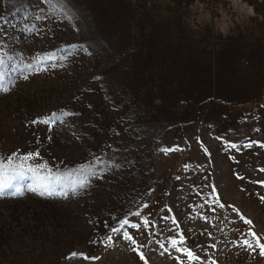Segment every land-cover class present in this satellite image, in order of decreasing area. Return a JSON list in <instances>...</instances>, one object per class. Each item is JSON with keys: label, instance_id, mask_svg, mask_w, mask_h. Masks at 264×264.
I'll use <instances>...</instances> for the list:
<instances>
[{"label": "rangeland", "instance_id": "rangeland-1", "mask_svg": "<svg viewBox=\"0 0 264 264\" xmlns=\"http://www.w3.org/2000/svg\"><path fill=\"white\" fill-rule=\"evenodd\" d=\"M67 8L72 20L45 0H0V52L11 57L0 158L23 163L20 183L31 187L96 157L120 167L67 197L0 198V264H264L258 248L239 243L255 247L249 229L264 243V0H68ZM70 45L82 48L58 53L63 67L28 79L12 71ZM60 111L72 115L51 131L30 123ZM125 217L135 244L110 232Z\"/></svg>", "mask_w": 264, "mask_h": 264}, {"label": "snow or ice", "instance_id": "snow-or-ice-1", "mask_svg": "<svg viewBox=\"0 0 264 264\" xmlns=\"http://www.w3.org/2000/svg\"><path fill=\"white\" fill-rule=\"evenodd\" d=\"M45 2L50 6V9L52 11H56L57 9L64 14V18L72 20V15L69 13V10L67 8L68 0H45ZM36 19H43L42 16L36 15ZM27 31H34V26L32 28H28L26 26ZM3 47V42L0 41V48ZM82 48L81 45H70L67 48H60L56 49L52 52L45 53V54H38L36 57L33 58V63H28L22 65L21 68H13L12 71H21V75H23L24 79H28L29 75L34 72H40V71H46L49 67L55 68V67H63V64H56L54 61L57 59H67L66 56H58V53L68 51L70 54L71 49H79ZM87 51V49H84ZM11 59V57H8L5 53L0 52V92H8L10 90L9 88V82L7 80L8 73L5 71L6 68H8V61ZM27 72L28 74H25ZM72 115L70 112L66 111H60V112H53L50 115L44 116V117H37L35 120L31 121L30 123L33 125L36 124H44L47 125L49 128V131L52 130L53 125L56 123H62L64 121V118L67 116ZM251 146V144L246 145ZM264 146V145H262ZM229 147L238 149L239 146L236 144H230ZM171 149L162 148L161 151L167 153ZM39 153H29L23 157H17V159L26 162L29 159H33L35 156H38ZM13 156L15 157L16 154L13 153ZM100 164L104 167L101 168L99 171L96 170V165ZM111 167H120L117 164L106 162L102 160L100 157L94 158L92 162H90L87 165H82L78 169H73L70 171H66L62 174L52 175L49 173L48 176L42 178V183L38 185V187H31L28 185H21L20 179L24 175L23 172V163L19 165H13V159L12 157L7 158V164L5 163L4 159L0 158V198L2 197H17L24 194L25 190H31L33 192H37L41 196H59V197H67L69 195V192L72 194H76L79 190H82L86 188L90 184V177H97L99 176L103 171L110 169ZM45 168V165L40 164L37 165L36 168L29 167L27 169L28 172L32 173H38L39 169ZM19 169V171L17 170ZM11 170V171H10ZM261 171H264V169H261ZM239 179L243 180L244 177L239 176ZM179 179V177L177 178ZM257 183H260L261 185H264V181H257ZM42 189V190H41ZM262 201H264V196L260 197ZM146 206V205H145ZM220 207H224V205H220ZM136 216H140L141 214L139 212L135 213ZM167 219V217H165ZM241 219H244L241 217ZM244 222L251 225L252 221L244 219ZM129 220L125 217L123 219H120L118 221V227H112L110 229L111 233L121 234L124 239L131 241L133 244L136 243V241L132 238V236L127 232L125 229V225H129ZM148 221L145 219L144 226L147 227ZM131 227L140 228V224H131ZM105 227H108L107 224H105ZM123 230V231H122ZM250 235L254 238L255 241V247L253 246V241H250L248 239H244L243 241H240L239 243L241 246H247L248 249H251L252 251H256V249H259V255L264 256V243H261L259 238L257 237V234L251 229H249ZM112 235L109 234L106 239L104 240V243L106 246H111L112 242ZM184 240V237L181 235L180 242L182 243ZM95 242V241H92ZM171 244L173 248L176 247L177 240L172 239ZM161 247H163V244H161ZM211 247L215 248V245H211ZM136 249H133L135 251ZM180 251H185L187 253V256L189 259L192 260H199L200 258L198 256H195L191 250L188 249H179ZM77 255H83L82 253H71L72 257H76ZM86 259H98V257H85ZM140 258L144 259L143 254H140ZM215 264V262H213Z\"/></svg>", "mask_w": 264, "mask_h": 264}]
</instances>
